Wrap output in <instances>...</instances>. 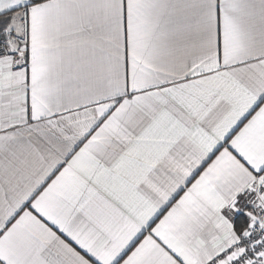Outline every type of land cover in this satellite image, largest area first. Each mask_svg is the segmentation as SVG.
Masks as SVG:
<instances>
[{"label": "snow or ice", "instance_id": "snow-or-ice-1", "mask_svg": "<svg viewBox=\"0 0 264 264\" xmlns=\"http://www.w3.org/2000/svg\"><path fill=\"white\" fill-rule=\"evenodd\" d=\"M0 264H264V0H0Z\"/></svg>", "mask_w": 264, "mask_h": 264}]
</instances>
